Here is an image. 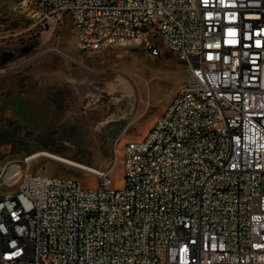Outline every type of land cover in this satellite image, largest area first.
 Returning <instances> with one entry per match:
<instances>
[{
  "label": "built area",
  "instance_id": "1",
  "mask_svg": "<svg viewBox=\"0 0 264 264\" xmlns=\"http://www.w3.org/2000/svg\"><path fill=\"white\" fill-rule=\"evenodd\" d=\"M83 51L162 47L186 82L126 185L26 174L0 197V264H264V0H40ZM21 176L0 167V185Z\"/></svg>",
  "mask_w": 264,
  "mask_h": 264
},
{
  "label": "rangeland",
  "instance_id": "2",
  "mask_svg": "<svg viewBox=\"0 0 264 264\" xmlns=\"http://www.w3.org/2000/svg\"><path fill=\"white\" fill-rule=\"evenodd\" d=\"M46 14L40 0H0V167L21 168L0 197L29 173L96 189L95 174L113 165L108 188L122 189L126 146L144 141L186 69L165 47L156 58L132 44L83 51L69 18Z\"/></svg>",
  "mask_w": 264,
  "mask_h": 264
},
{
  "label": "bare ground",
  "instance_id": "3",
  "mask_svg": "<svg viewBox=\"0 0 264 264\" xmlns=\"http://www.w3.org/2000/svg\"><path fill=\"white\" fill-rule=\"evenodd\" d=\"M122 104V103H121ZM119 107V106H118ZM122 107V106H121ZM120 108V107H119ZM42 156H46V157H49V158H53V159H55V160H57V161H60V162H63V163H67V164H71L69 161H66L65 159H63V158H60V157H53L52 155H48V154H43ZM32 159H35V156L32 158ZM30 160H31V158H30ZM71 165H73V164H71ZM88 172H94V171H91V169L90 170H87Z\"/></svg>",
  "mask_w": 264,
  "mask_h": 264
}]
</instances>
